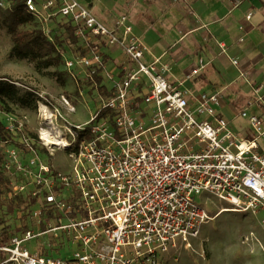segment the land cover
<instances>
[{
    "label": "built area",
    "instance_id": "1",
    "mask_svg": "<svg viewBox=\"0 0 264 264\" xmlns=\"http://www.w3.org/2000/svg\"><path fill=\"white\" fill-rule=\"evenodd\" d=\"M23 2L50 42L57 43L55 30L74 28L82 51L65 67L96 111L75 124L58 107H44L50 130L38 136L45 147L47 133L65 138L68 171L44 162L34 137L5 153L2 170L17 206L14 225L0 229V264H167L193 249L202 226L224 209L264 211V113H241L257 135L240 139L219 113V93L186 86L205 68L202 60L184 80L171 81L161 58L147 59L127 15L108 26L79 0ZM107 47L125 54L116 73L105 61ZM241 77L264 108L262 86ZM75 102L60 99L69 115L78 111ZM205 193L219 204L213 217L198 201Z\"/></svg>",
    "mask_w": 264,
    "mask_h": 264
},
{
    "label": "rangeland",
    "instance_id": "2",
    "mask_svg": "<svg viewBox=\"0 0 264 264\" xmlns=\"http://www.w3.org/2000/svg\"><path fill=\"white\" fill-rule=\"evenodd\" d=\"M79 1L86 5L85 0ZM10 7V2L7 0L0 1V80L10 82L17 88V94L13 99L6 97V103L12 112L6 113L0 110V121L10 128L12 134L10 143L0 142V147L3 148L5 153L14 144H18V141L23 137L38 136V132L42 128L50 130L47 116H42L40 111L46 105L51 110L58 107L68 122L75 124L87 122L91 111H96L95 102H92L87 96V90L84 92L86 100L79 98L76 85L65 67V60L72 58L74 55H79L82 51L81 47L72 43L67 33L59 28L55 30L62 57L59 65L42 68L30 59L15 57L12 51L13 40L8 31ZM173 21V16L168 17L166 23L161 24V26L167 28L162 27V29L153 30L146 37V40L153 44V47L159 46L160 49L171 51V54L183 55L185 60L182 64H185L188 63L186 61L188 55L180 44H176L179 34L173 28ZM34 27H36V24L24 25L19 27V31L34 30ZM103 53L105 61L111 62L110 68L116 73L120 69V65L125 62V54L120 50L108 47L103 49ZM200 58L207 61V56L203 55L196 57V62H199ZM55 73H60V75ZM166 77L169 78V73L166 74ZM63 95L74 97L78 110L76 114L69 115L66 109L62 107L60 99ZM86 102L90 103L86 105ZM261 110L264 112L261 105L255 104L254 107L249 109V112L261 115ZM53 120L55 122L54 118ZM240 123L246 124L247 120L240 117L234 122V124ZM63 124L64 121L59 120V128ZM247 127H249V130L246 133L238 128L235 129V132L240 136H244V138H247L246 136L249 134L252 135L251 138L255 137L257 134L253 132L249 125ZM260 139L264 142V137ZM36 149L47 164L53 165L62 172L70 169L71 162L63 149L53 147L54 154L51 155V149L42 145L39 136L38 142L36 141ZM206 197L210 196L205 193L198 201L206 208L209 216L213 217L219 210V204L215 199L208 201ZM2 202L4 206L0 208V221H4L3 225L9 224L12 226L14 225V216L7 209L11 199L6 196ZM263 218L264 211L257 215L252 212L223 213L202 226L199 237L192 241L193 249H184L178 255L169 257L167 264H264V230L261 226ZM3 225L0 223V229ZM245 238H248V240L243 243L242 241Z\"/></svg>",
    "mask_w": 264,
    "mask_h": 264
},
{
    "label": "crops",
    "instance_id": "3",
    "mask_svg": "<svg viewBox=\"0 0 264 264\" xmlns=\"http://www.w3.org/2000/svg\"><path fill=\"white\" fill-rule=\"evenodd\" d=\"M86 6L108 26L125 14L149 51L148 60L161 58L167 67L169 80L182 81L200 60L205 68L194 76L186 86L195 93H219L221 107L219 113L233 131L249 130L246 124H234L241 113L254 107L255 98L241 73H245L253 85L262 86L264 96V0H85ZM174 17L173 28L178 31L180 44L187 53L188 63L183 55L146 40L153 30L162 29L168 17ZM165 29L167 27H164ZM223 46V48H222ZM225 50V53L223 52ZM231 59L237 60L234 65ZM199 60V61H200ZM264 112L261 110V115ZM245 119V118H244ZM247 120V119H246ZM235 134L240 139H252ZM259 151L264 152V142L258 141Z\"/></svg>",
    "mask_w": 264,
    "mask_h": 264
},
{
    "label": "trees",
    "instance_id": "4",
    "mask_svg": "<svg viewBox=\"0 0 264 264\" xmlns=\"http://www.w3.org/2000/svg\"><path fill=\"white\" fill-rule=\"evenodd\" d=\"M1 1V0H0ZM10 2L9 8V27L8 31L13 40V54L19 59H30L36 62L38 67L49 68L53 65L60 64L62 59L58 52V44L50 42L44 33L38 29L37 24L34 22L32 15L27 12L23 0H7ZM29 24H36L34 30L19 31V27ZM70 41L78 44V39L74 34V28L67 25L64 27ZM60 75V73H55ZM61 80V79H60ZM64 84V82H62ZM17 94V88L10 82L0 80V110L11 113L9 105L6 103V97L13 99ZM38 140V136L33 135ZM12 134L9 129L0 121V142L4 144L10 143ZM5 160V152L0 147V208H3V198L8 196L11 189L10 179L2 170V165ZM17 206L14 201H11L7 207L9 212H12ZM4 224V221H0Z\"/></svg>",
    "mask_w": 264,
    "mask_h": 264
},
{
    "label": "bare ground",
    "instance_id": "5",
    "mask_svg": "<svg viewBox=\"0 0 264 264\" xmlns=\"http://www.w3.org/2000/svg\"><path fill=\"white\" fill-rule=\"evenodd\" d=\"M41 111L44 112L45 116H47V120L51 119L50 115L48 114L47 110H45L44 107L41 108ZM49 125H53V123L50 121ZM44 140L46 142V145L49 147H58L61 149L68 147L67 141L65 140V138L61 137L60 135L50 136V134L47 133L44 135ZM227 212H235V211L230 210V209H224L220 214L216 216V218L222 215L223 213H227Z\"/></svg>",
    "mask_w": 264,
    "mask_h": 264
}]
</instances>
